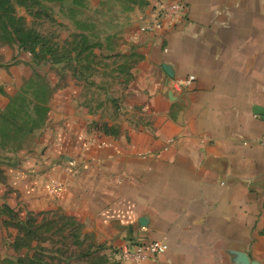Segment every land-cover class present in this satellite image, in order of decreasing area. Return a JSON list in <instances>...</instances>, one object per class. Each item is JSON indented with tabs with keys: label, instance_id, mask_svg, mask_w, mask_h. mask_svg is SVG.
<instances>
[{
	"label": "crops",
	"instance_id": "1",
	"mask_svg": "<svg viewBox=\"0 0 264 264\" xmlns=\"http://www.w3.org/2000/svg\"><path fill=\"white\" fill-rule=\"evenodd\" d=\"M172 1L186 16L152 35L140 27L158 0H65L83 58H69L77 75L53 74L40 155L11 176L19 207L79 221L81 264L162 240L144 264H264V0ZM13 53L0 109L33 75Z\"/></svg>",
	"mask_w": 264,
	"mask_h": 264
},
{
	"label": "rangeland",
	"instance_id": "2",
	"mask_svg": "<svg viewBox=\"0 0 264 264\" xmlns=\"http://www.w3.org/2000/svg\"><path fill=\"white\" fill-rule=\"evenodd\" d=\"M62 1L0 0V66L11 63L5 60L11 50L13 62L22 56L33 61L29 85L7 110L0 109V264H81L88 255L82 224L75 218L64 212L23 217L21 193L13 186L15 178L11 180L22 169L23 158L40 155L53 74L77 75L69 58H83V39L74 36L76 21L68 20ZM54 185L62 188L59 182Z\"/></svg>",
	"mask_w": 264,
	"mask_h": 264
},
{
	"label": "built area",
	"instance_id": "3",
	"mask_svg": "<svg viewBox=\"0 0 264 264\" xmlns=\"http://www.w3.org/2000/svg\"><path fill=\"white\" fill-rule=\"evenodd\" d=\"M185 9L186 5L182 2L158 0L153 21L144 23L140 27V31L145 34L162 35L186 16ZM195 81V76L176 79L173 82V87L177 90L190 89ZM259 142L264 145V136L259 139ZM168 249V243L163 240L149 243H128L118 250V261L123 264H144L155 260Z\"/></svg>",
	"mask_w": 264,
	"mask_h": 264
}]
</instances>
